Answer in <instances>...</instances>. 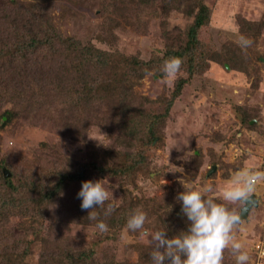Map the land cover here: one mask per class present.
I'll use <instances>...</instances> for the list:
<instances>
[{
	"label": "rangeland",
	"instance_id": "obj_1",
	"mask_svg": "<svg viewBox=\"0 0 264 264\" xmlns=\"http://www.w3.org/2000/svg\"><path fill=\"white\" fill-rule=\"evenodd\" d=\"M199 1L0 0V53L6 54L0 59V168L5 160L18 174L31 172L43 181L46 166L87 163L91 151L100 147L133 148L136 138L118 130L109 132L101 123L110 112H103L107 105L115 107L125 100L122 109L128 107L130 118L134 117L133 102L151 111L139 123L153 126L158 136L148 150L149 173L128 178L96 172L88 176L105 178L110 201L116 206L126 207L130 199L146 204L161 200L169 188L182 186V190V182L223 186L232 172L244 166L264 169V0H203L210 17L198 32L202 56L199 45L193 53L188 51L194 71L188 72V58L175 79L166 83L162 71L166 55L188 41ZM32 14L38 17L31 21ZM39 19L44 24L36 26ZM33 29L43 36L56 33L54 50L72 38L104 53L98 52L94 61L84 62L80 69L74 68L75 61L72 64L69 57L64 60L53 52L46 57V49L35 56H21L17 48L21 44L14 43V37L28 45ZM241 34L253 41L247 50L237 43ZM182 77L188 78L187 84L169 105ZM110 86L118 91L102 96V89L110 91ZM57 89L61 92H52ZM25 91L27 96L21 99ZM72 100L81 101L74 104L80 105L77 110L61 114V104ZM6 110L11 112L9 119ZM153 114L162 116L158 123ZM75 118L84 123H74ZM244 118H249L248 124ZM177 140L187 144L171 148ZM177 165L184 172L167 171ZM81 186L71 184L67 191L76 196ZM256 196L258 205L234 229L250 253L248 264H264V183L258 185ZM66 206L60 199L53 211ZM229 206L239 213L243 207ZM65 219L53 224L55 231L68 235L75 251L93 246L98 261L104 248L117 261L135 263L133 243L149 244L140 230H123L105 240L95 225ZM22 223L23 217L16 214L0 220V264H52L43 256L41 237L32 238ZM27 237L32 239L29 244ZM25 248L28 252L20 257ZM6 257L15 261L8 262ZM223 264H235L230 249H225Z\"/></svg>",
	"mask_w": 264,
	"mask_h": 264
},
{
	"label": "trees",
	"instance_id": "obj_2",
	"mask_svg": "<svg viewBox=\"0 0 264 264\" xmlns=\"http://www.w3.org/2000/svg\"><path fill=\"white\" fill-rule=\"evenodd\" d=\"M194 13V20L188 32V41L182 48L171 51L166 55L167 58L173 56L182 57L183 61L189 58V73L194 71V61L193 56H187L186 53L190 50L193 53L194 48H197L200 44L198 32L200 27L209 21L210 10L207 4H205L203 0H200L196 5ZM36 17H38V15L32 14L31 21ZM41 24L44 23L40 20V23L36 26H41ZM33 31L35 34H30L31 39L30 44L28 45H26L25 41H22L21 38H17V36L14 37V40H16L14 43L21 44V46L18 44L19 46L17 47L21 51V56L25 57L29 54L35 56L40 49H46V57L50 52L51 54L53 52L54 55L60 54L64 60L69 57L72 64L73 60L76 62H74V68L80 69L84 62L94 61L92 58L98 57V52L104 53L103 50L94 47L93 44L83 45L72 38L60 42L61 47L54 50L55 47L53 44L57 42V40L52 39L54 36H57L56 33L43 36L39 34L40 32L37 33L34 29L31 32ZM41 31L43 32V30ZM1 41L2 40H0V42ZM199 49L202 56L204 47L199 45ZM95 52L96 55H94ZM5 58L6 54L1 55L0 53V59L3 60ZM99 59L100 58H97L95 61H98ZM14 62L16 63L17 61L14 60ZM197 67L195 68V72L199 71ZM201 67L199 69H201ZM62 71L64 70H61V72ZM187 81L188 78L182 77L176 82L174 96L173 99L170 100L169 105H171L180 95L183 87L187 84ZM109 88L110 91H108V88L102 89L101 95L104 96L105 94H110L111 91H118V89L115 90L114 87L110 86ZM56 91L61 92L60 89L52 92ZM20 96H22L21 99H24L27 96L26 91ZM29 98L30 100L34 99L32 96H29ZM127 102L128 101L120 100L119 104L115 107L107 105L108 107L103 109V112L107 111V109L110 110V112L108 114L106 113L101 123L109 132L118 130L131 138H136L135 144L131 143L128 145L131 146L133 144V148L129 149L126 147L125 150L115 151L110 147H100L97 148L98 150L93 149L91 151L90 160L87 163L72 161L69 163V168L62 166L63 163H57L51 167L46 166L44 171H47V176L43 178V181H41L39 177H33L31 172L18 174V171L3 160V165L0 168V220L3 221L5 216L11 214L21 215L23 217L22 224L25 227V231H27L26 233L32 234V238L35 234H38L41 237L43 256L52 264H152L149 255L152 248L149 244L143 242L133 243L136 248L134 250L137 252L138 257L137 262L135 263H131L130 260L123 262L117 261L113 256L107 254L104 248V252H102L99 261L96 257L98 251L93 246L79 251L73 250L69 236L64 234L63 231H55V228L52 227L54 223L59 222L65 217V220L75 221L84 226H96L97 220L103 219L109 226L108 231L103 233L105 240L113 238V236H116L117 233L123 230L132 232V230L126 228V221L128 216L137 208L145 210L151 218V223L145 225L147 228L152 230L166 228V234L168 236L175 235L182 229L187 228V218L181 211L182 203L176 199L177 194L184 190V188L180 190L182 186H176L175 189H177V191H173L175 189L169 188L166 192L167 194L165 193L166 195L162 196L161 200L153 201L152 199H149L151 201L149 204H146L145 202L140 203L138 201L134 202L133 199H130L128 204L125 203L126 207L121 205L120 207L116 206L109 215L104 214L105 208L109 203V201H106L104 206H97L93 209V211L98 213L96 220H89L88 213L90 209H82L80 206L81 198L67 191L71 184L82 185V181L88 179V176L93 172H96L99 176L109 174L128 178L137 173L147 174L151 171V159L149 158L148 150L149 146L152 145V142L158 135L153 126L139 123L140 120L144 121L146 119V117H143V114L149 117L151 111L147 112L145 110L146 108L142 105L133 102L134 117L130 118L128 116V107L122 109ZM80 103V100H72L70 102L65 101L60 106L61 114H68L70 113V110H77L80 105L74 107V104ZM128 106L131 107L130 104ZM100 108L103 107L100 106ZM168 109L169 107L163 112L162 115H164V117L166 116L165 114ZM99 112H97V114H99ZM5 114L8 115L7 117L9 119L11 112L6 110ZM161 117L162 116L157 117L153 114L152 119L154 122L158 123ZM78 119L79 118H75V120L72 121L74 123H84V121H77ZM243 120L245 123H249V118H244ZM0 125H2V123H0ZM3 168L9 170L11 174L6 175ZM60 199L66 201L67 206L55 213L53 207L60 201ZM53 213L58 216L61 214L64 215L58 219H54L51 217ZM46 231L47 236L44 234ZM31 241L32 239L27 237L25 242H28L29 244ZM105 247L108 248V245H105ZM23 251L25 254H21L20 257L26 255L28 248H25ZM12 260L14 259L6 257V261L11 262Z\"/></svg>",
	"mask_w": 264,
	"mask_h": 264
},
{
	"label": "clouds",
	"instance_id": "obj_3",
	"mask_svg": "<svg viewBox=\"0 0 264 264\" xmlns=\"http://www.w3.org/2000/svg\"><path fill=\"white\" fill-rule=\"evenodd\" d=\"M237 43L242 50H247L253 41L241 34ZM182 64L183 59L179 56L164 61L162 71L166 83L175 79ZM181 142L183 140H177L171 148H179ZM167 171L184 172V168L177 165L169 167ZM261 183H264V169L251 166H244L232 172L223 186L207 182L194 186L190 182H182L184 190L177 194L176 199L182 203L181 211L188 222L186 229L172 236L166 234V228L150 230L145 225L151 223V218L141 208L135 209L128 216L126 228L132 231L140 230V235L147 237L152 248L149 253L152 264H223L225 249L231 250L235 264H248L250 253L245 242L237 239L234 231L242 223V217L229 205L239 203L247 206L252 203L256 199L253 194L256 197L258 185ZM77 196L81 198V208L90 209L89 220H96L98 213L93 209L104 206L106 201L109 203L105 208V215H109L116 207L110 201L109 185L105 178H89L82 181ZM96 228L104 233L108 231L109 226L100 219L96 222Z\"/></svg>",
	"mask_w": 264,
	"mask_h": 264
},
{
	"label": "water",
	"instance_id": "obj_4",
	"mask_svg": "<svg viewBox=\"0 0 264 264\" xmlns=\"http://www.w3.org/2000/svg\"><path fill=\"white\" fill-rule=\"evenodd\" d=\"M5 174L9 175V172H5ZM253 198L254 199L256 198V199L252 203L250 202L247 206H243L241 208L240 214H241L242 219L246 218L249 215L250 210L253 206L258 205V199H257V196L255 197V194H253Z\"/></svg>",
	"mask_w": 264,
	"mask_h": 264
}]
</instances>
